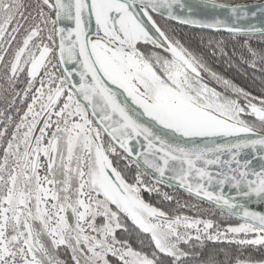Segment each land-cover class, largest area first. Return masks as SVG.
Segmentation results:
<instances>
[{
  "label": "snow or ice",
  "instance_id": "obj_1",
  "mask_svg": "<svg viewBox=\"0 0 264 264\" xmlns=\"http://www.w3.org/2000/svg\"><path fill=\"white\" fill-rule=\"evenodd\" d=\"M185 29L264 86V0H0V264H264V91Z\"/></svg>",
  "mask_w": 264,
  "mask_h": 264
},
{
  "label": "trees",
  "instance_id": "obj_2",
  "mask_svg": "<svg viewBox=\"0 0 264 264\" xmlns=\"http://www.w3.org/2000/svg\"><path fill=\"white\" fill-rule=\"evenodd\" d=\"M245 1H252V0H242V2ZM185 32L188 33V38L191 42V46L201 48V50L205 51L206 54L208 55V62L210 64V67L214 70L217 71L218 73L231 78L234 80V82L242 87H244L246 90L252 92L254 95H259L262 91H264V86H261L259 80L253 81L251 79L252 72L250 70H246L245 67H235V66H230V64L227 62V58H220V57H213L210 55L211 49L209 48H204L201 45V40L200 37L203 36V44L207 45L209 39L215 38V39H220L221 35H217L214 33H208V32H201V31H188V29H185ZM231 41H229V48L228 51H231ZM214 47V45H213ZM258 75V74H257ZM172 191V190H168ZM176 196L177 199H179L181 202L184 200H189L191 202V198H189L185 193L181 191H176L175 193H172ZM147 195V194H146ZM153 202H156V198L153 197ZM205 208H208V205H204ZM192 214V213H189ZM216 219H219V213H216V216L214 217ZM228 223H237L238 221L233 218L229 221ZM224 247L223 245H217L215 247L211 246L209 247V251H214L216 248ZM250 253H253L252 249H247L244 253V255H248ZM256 255L258 258L260 256L259 253H253ZM219 259L223 260L224 257L221 255Z\"/></svg>",
  "mask_w": 264,
  "mask_h": 264
},
{
  "label": "water",
  "instance_id": "obj_3",
  "mask_svg": "<svg viewBox=\"0 0 264 264\" xmlns=\"http://www.w3.org/2000/svg\"><path fill=\"white\" fill-rule=\"evenodd\" d=\"M257 2H259V0L245 1V3H249V4H253V3H257ZM195 31H200V30H195ZM203 32L211 33L209 31H203ZM250 207H252L254 210L264 211V205H260L258 203H253L250 205Z\"/></svg>",
  "mask_w": 264,
  "mask_h": 264
},
{
  "label": "flooded vegetation",
  "instance_id": "obj_4",
  "mask_svg": "<svg viewBox=\"0 0 264 264\" xmlns=\"http://www.w3.org/2000/svg\"><path fill=\"white\" fill-rule=\"evenodd\" d=\"M0 109L5 110V113L7 114V104H6V101L4 99H0ZM0 127H2V125H0ZM146 198H147V195H146Z\"/></svg>",
  "mask_w": 264,
  "mask_h": 264
}]
</instances>
